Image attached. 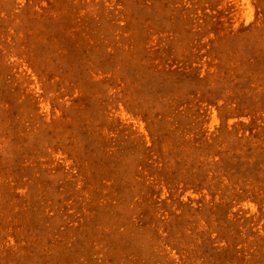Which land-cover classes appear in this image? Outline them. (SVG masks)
<instances>
[{
  "label": "rangeland",
  "instance_id": "rangeland-1",
  "mask_svg": "<svg viewBox=\"0 0 264 264\" xmlns=\"http://www.w3.org/2000/svg\"><path fill=\"white\" fill-rule=\"evenodd\" d=\"M0 264H264V0H0Z\"/></svg>",
  "mask_w": 264,
  "mask_h": 264
}]
</instances>
